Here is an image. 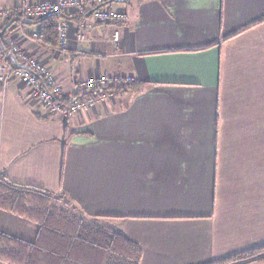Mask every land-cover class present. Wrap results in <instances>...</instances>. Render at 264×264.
<instances>
[{
    "label": "crops",
    "instance_id": "1",
    "mask_svg": "<svg viewBox=\"0 0 264 264\" xmlns=\"http://www.w3.org/2000/svg\"><path fill=\"white\" fill-rule=\"evenodd\" d=\"M21 3L0 0V11ZM110 7L124 15L119 25L66 19L58 53L33 38L37 25L11 24L7 34L64 91L74 77L120 75L142 90L122 107L60 118L21 81L0 84V173L124 233L140 264H207L264 246V0ZM37 229L0 209V230L32 241Z\"/></svg>",
    "mask_w": 264,
    "mask_h": 264
},
{
    "label": "trees",
    "instance_id": "2",
    "mask_svg": "<svg viewBox=\"0 0 264 264\" xmlns=\"http://www.w3.org/2000/svg\"><path fill=\"white\" fill-rule=\"evenodd\" d=\"M113 0H103L101 6ZM99 5V4H98ZM81 6L68 14L53 13L37 20H30L39 27L36 40L43 45H52L58 36V25L62 19L85 20L88 11L95 7ZM22 17L5 22L0 30V51L8 56L5 36L14 22L24 25ZM118 25L121 23L116 22ZM206 48V47H204ZM8 65L12 64L8 57ZM142 85L134 78L121 80L112 77L98 81L93 88L79 90L75 97L112 92L119 107L131 94L139 93ZM64 145L65 142H64ZM63 201L44 189L22 185L8 180L0 173V209L22 217L38 226L35 238L28 241L0 230V262L3 264H140V245L122 232L101 227L96 218L74 214L56 204ZM66 205L68 203L65 201ZM70 209H74L70 206ZM74 211V210H73ZM75 212V211H74ZM264 262V246L241 251L207 264H258Z\"/></svg>",
    "mask_w": 264,
    "mask_h": 264
},
{
    "label": "built area",
    "instance_id": "3",
    "mask_svg": "<svg viewBox=\"0 0 264 264\" xmlns=\"http://www.w3.org/2000/svg\"><path fill=\"white\" fill-rule=\"evenodd\" d=\"M103 0H22L20 5L7 11H0V18L7 17L15 20L20 17L26 20H37L49 14H68L87 4V7L101 4ZM93 8V7H92ZM92 19L96 23L105 24L108 22L123 21L124 15L116 9L101 6L94 10ZM68 22L62 19L58 25V36L51 46L52 52H59L67 46ZM7 34V33H6ZM37 34L33 35L36 39ZM17 35L10 34L5 36V44L9 52L16 57L17 62L25 66L26 69L10 67L8 56L0 51V84L6 85L10 80H18L24 83L29 90V95L36 100L41 107L47 111L57 114L60 118H68L79 113H87L98 104L115 102L116 99L112 92L90 94L83 98L75 97L79 90L83 88H93L98 81L102 83L108 78H95L81 80L74 77V87L71 91H64L55 84L54 77L39 60L30 57L21 50L17 43ZM77 40H83L82 35L77 36ZM120 32L113 29L110 39L112 48L119 44ZM130 76L120 77L121 80H128Z\"/></svg>",
    "mask_w": 264,
    "mask_h": 264
},
{
    "label": "water",
    "instance_id": "4",
    "mask_svg": "<svg viewBox=\"0 0 264 264\" xmlns=\"http://www.w3.org/2000/svg\"><path fill=\"white\" fill-rule=\"evenodd\" d=\"M126 1H128V0H113L112 2L125 3ZM101 5L102 4H99V5L91 8L88 11V13L86 14V16H90L94 12V10L98 9L99 7H101ZM23 23L24 24H33L32 21H30V20H24ZM4 33H5V30L4 29L3 30H0V37H3ZM8 57H9V59L11 60V62H12V64L14 66H16L18 68L26 69L25 66H23L19 62H17L16 57L14 56V54L12 52H8Z\"/></svg>",
    "mask_w": 264,
    "mask_h": 264
},
{
    "label": "rangeland",
    "instance_id": "5",
    "mask_svg": "<svg viewBox=\"0 0 264 264\" xmlns=\"http://www.w3.org/2000/svg\"><path fill=\"white\" fill-rule=\"evenodd\" d=\"M83 6H86L87 7V4H85V5H83ZM30 26H36V25H30ZM17 41H18V39H16ZM117 77V76H116ZM120 77H124V76H122V75H120ZM119 76H118V78H120ZM115 78V77H114ZM108 103H111V102H108ZM62 198V197H61ZM62 200L63 201H59L56 205L59 207V208H65V209H67L68 211H71L72 213H74V214H80V213H77L74 209V211L72 210V209H70V206H71V204H70V202L66 199V198H62ZM65 201L68 203V205H66V204H64L65 203Z\"/></svg>",
    "mask_w": 264,
    "mask_h": 264
}]
</instances>
